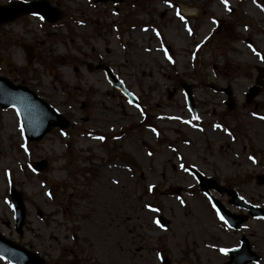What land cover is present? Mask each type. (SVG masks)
<instances>
[{"label": "rangeland", "instance_id": "obj_1", "mask_svg": "<svg viewBox=\"0 0 264 264\" xmlns=\"http://www.w3.org/2000/svg\"><path fill=\"white\" fill-rule=\"evenodd\" d=\"M50 1L66 13L58 25L26 17L1 28L15 40L0 42V76L71 127L28 144L16 111L0 109L1 234L45 264H226L244 236L261 257L252 264H264V219L231 229L189 172L264 210V0ZM11 185L26 207L23 235Z\"/></svg>", "mask_w": 264, "mask_h": 264}, {"label": "water", "instance_id": "obj_2", "mask_svg": "<svg viewBox=\"0 0 264 264\" xmlns=\"http://www.w3.org/2000/svg\"><path fill=\"white\" fill-rule=\"evenodd\" d=\"M99 1L106 2L109 0ZM32 14L40 16L42 19L51 24L59 23L65 16L63 12L52 7L50 2L46 0L28 3L14 2L10 6H0V26ZM106 74L112 86L120 89L132 103L138 104L133 95L125 89L124 85L115 78L113 73L106 69ZM183 88L189 107L193 111L194 101L191 90L186 85H184ZM256 92L257 89H252L249 98L255 96ZM0 108H14L17 111L21 120L25 140L29 143L40 142L48 133L52 131L54 127H59L61 129H67L70 127V123L67 119H65V117H63L33 91L25 86L15 85L10 80L2 77H0ZM36 168L38 170L41 169L39 165H37ZM191 172L196 176L201 185L202 191L208 195L212 203L216 206L218 211L223 215L231 227L238 228L248 219V217L232 215L220 201L211 195L210 189H214L220 194H228L232 198L230 203L236 204L240 208L249 210L251 216L264 218V210L249 205L239 197L237 192L223 187L211 178H205L198 171L191 170ZM258 179L260 184H264V176H260ZM11 195L16 213L15 228L16 231L22 235L26 217L25 206L21 196L14 188L11 190ZM163 223L165 222L163 221ZM228 253L231 261L227 264H248L259 260V257L251 251L250 243L245 238L242 239L241 248L230 250ZM0 257L10 260L13 264H44L43 260H41L37 255L26 251L11 241L6 240L1 234Z\"/></svg>", "mask_w": 264, "mask_h": 264}, {"label": "snow or ice", "instance_id": "obj_3", "mask_svg": "<svg viewBox=\"0 0 264 264\" xmlns=\"http://www.w3.org/2000/svg\"><path fill=\"white\" fill-rule=\"evenodd\" d=\"M225 3H226V0H225ZM218 127H219V126H218ZM101 139H102V137H101ZM156 223L159 224V221H156Z\"/></svg>", "mask_w": 264, "mask_h": 264}, {"label": "flooded vegetation", "instance_id": "obj_4", "mask_svg": "<svg viewBox=\"0 0 264 264\" xmlns=\"http://www.w3.org/2000/svg\"><path fill=\"white\" fill-rule=\"evenodd\" d=\"M6 3L8 4V3H10V2L7 1Z\"/></svg>", "mask_w": 264, "mask_h": 264}, {"label": "trees", "instance_id": "obj_5", "mask_svg": "<svg viewBox=\"0 0 264 264\" xmlns=\"http://www.w3.org/2000/svg\"><path fill=\"white\" fill-rule=\"evenodd\" d=\"M55 61V60H54Z\"/></svg>", "mask_w": 264, "mask_h": 264}]
</instances>
